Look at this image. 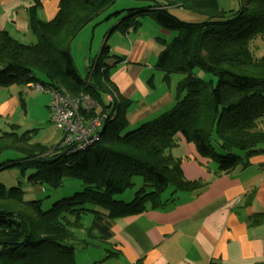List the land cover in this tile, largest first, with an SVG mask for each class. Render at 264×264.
Instances as JSON below:
<instances>
[{
    "label": "trees",
    "instance_id": "1",
    "mask_svg": "<svg viewBox=\"0 0 264 264\" xmlns=\"http://www.w3.org/2000/svg\"><path fill=\"white\" fill-rule=\"evenodd\" d=\"M115 1L59 0L50 20L30 14L35 43L0 31V86L37 83L74 95L86 93L96 103L86 116L107 115L98 138L81 148L60 142L45 146L13 127L0 134V153L19 152L20 172L34 170L29 181L56 188L63 178H71L83 185L43 210L40 200H26L20 187L0 182V264H77L75 242L107 244L113 220L162 207L167 201L161 196L168 189L173 195L199 188V181L183 177L179 159L170 153L181 138L213 160L217 174L244 167L263 151L264 54L255 57L252 50L255 39L264 40V0H237L235 9L217 0H146L148 5L134 14L149 15L174 32L155 67L164 79L172 73L179 79L169 111L127 130L123 118L129 101L118 98L110 105L100 98L101 91L109 92L107 73L117 62L110 61L106 42L91 59L85 77L77 73L69 47L83 25ZM172 7L202 20L182 21ZM134 11L115 27L136 28L140 21L131 19ZM196 70L207 76L200 77ZM135 177L141 184L131 200L115 198L133 188ZM110 254L114 253L108 251L102 260Z\"/></svg>",
    "mask_w": 264,
    "mask_h": 264
},
{
    "label": "crops",
    "instance_id": "2",
    "mask_svg": "<svg viewBox=\"0 0 264 264\" xmlns=\"http://www.w3.org/2000/svg\"><path fill=\"white\" fill-rule=\"evenodd\" d=\"M58 3L0 0V31L23 43L32 41L30 14L50 20ZM230 5H236L235 0ZM139 26L130 29L137 31L133 37L130 30L119 33L126 47L115 54L117 62L107 73L109 89L115 93L110 105L118 98L130 101L123 118L128 127L169 111L176 98L175 93L161 87L162 71L148 63V58H157L174 32L153 19H141ZM149 75L157 80H147ZM8 86L15 88L14 84ZM5 94L9 96L3 100ZM5 94L0 95V116L15 112L19 106L12 90ZM179 142L180 156L170 153L179 159L183 177L199 181L201 186L173 195L168 189L161 196L167 201L162 207L113 220L108 243L95 245L97 258L87 252L77 264H264V147L246 166L217 174L213 160L199 155L182 138ZM108 251L114 254L102 260Z\"/></svg>",
    "mask_w": 264,
    "mask_h": 264
},
{
    "label": "rangeland",
    "instance_id": "3",
    "mask_svg": "<svg viewBox=\"0 0 264 264\" xmlns=\"http://www.w3.org/2000/svg\"><path fill=\"white\" fill-rule=\"evenodd\" d=\"M217 2L225 6L226 8L228 3L229 8L236 7L237 0H235L236 5H230L232 0H217ZM148 5V1L146 0H116L112 5H110L107 9L103 10L96 18L87 23L78 33V35L70 42V51L73 58V63L77 73L82 77H85L87 71L90 69L89 65L91 64V59L94 58L98 52L100 51L101 43L106 42L109 47V57L110 59H116V55H119L120 49H124L126 45L121 41L119 33L125 34L120 31L117 26L118 22L128 16L131 10H135L133 12V16L131 19H138L141 23V19H152L149 15L142 16V14H134L136 10L143 9V7ZM119 11L116 15L115 12ZM171 12L176 14L177 17L182 21L187 22H198L202 20L200 15L194 14L189 11H185L182 8H171ZM146 17V18H142ZM130 19V18H129ZM48 20V19H47ZM114 21V23H113ZM113 23V24H112ZM111 25V27H109ZM139 24L136 28L130 27L128 30H136L139 29ZM107 29V30H106ZM106 30V31H105ZM130 30V36L133 37L134 33ZM261 37V35L259 36ZM37 41V37L33 34L32 41H25V43H35ZM118 46V47H117ZM253 54L255 57H259L264 54V40L263 39H255L253 42ZM156 57L148 58L149 64H155ZM143 63V61H142ZM200 77H206L207 74L203 73L200 70H196ZM161 73V74H160ZM164 73L159 71V75L162 83L161 87L165 89V91H171L173 93L176 92V84L179 79V75L176 73H172L168 76L167 79H164ZM150 81L157 80V77L153 78L149 75L148 79ZM148 82V81H147ZM36 84V83H33ZM149 84V83H148ZM30 84L29 87H24L23 89L20 86L14 84L15 88H8L9 86H1L0 95L8 93V91H13V94L18 96V108L15 112L9 113L7 116H0V134L2 132H7L12 129L17 132V134H21L22 132H27V134H31L33 136L32 140L38 142L45 146H54L58 142H60L61 132L54 128L50 121V110L48 108V103L50 100V95L43 91L39 90L36 86ZM108 92H100V98L102 100L106 99V95ZM9 96L8 94L3 95ZM130 103V101H129ZM125 114L126 109H125ZM13 125V126H12ZM108 126V125H107ZM109 124V127H112ZM132 127H128L130 129ZM178 144L171 148V153L180 156L182 153V145L178 141ZM22 157L21 153L6 150L3 153H0V167H4V165L15 163L14 166L9 168H2L0 170V182L3 183L6 187L18 186L24 192V199L26 200H40L41 208L43 210H47L51 207V205L58 199L62 197H66L71 195L76 191H80L82 189V183L76 179L71 178H63L59 187H52L47 183H39L29 181L28 175H30L34 170L28 169L24 174L20 172L19 165L17 164V160ZM135 184L133 188L128 189L124 194L118 195L115 198L123 199L126 202L131 200L133 196V192L135 189L139 187L141 184V179L139 177H135ZM84 223H89V217L84 220ZM80 238V237H79ZM80 241L75 242V260L77 262H82L84 257H87L86 253H90L91 258H97L95 253V245H97V241L91 240L87 244L80 243ZM86 248V249H85ZM97 263V262H96Z\"/></svg>",
    "mask_w": 264,
    "mask_h": 264
},
{
    "label": "built area",
    "instance_id": "4",
    "mask_svg": "<svg viewBox=\"0 0 264 264\" xmlns=\"http://www.w3.org/2000/svg\"><path fill=\"white\" fill-rule=\"evenodd\" d=\"M36 87L50 95L48 108L50 121L55 129L61 132L60 146L85 147L93 143L99 136V130L103 126V118L106 113L86 116L96 107L95 101L86 93L74 95L65 88ZM30 86V84H29ZM107 100L109 103L115 99V93L108 89Z\"/></svg>",
    "mask_w": 264,
    "mask_h": 264
},
{
    "label": "water",
    "instance_id": "5",
    "mask_svg": "<svg viewBox=\"0 0 264 264\" xmlns=\"http://www.w3.org/2000/svg\"><path fill=\"white\" fill-rule=\"evenodd\" d=\"M89 21H87L83 26H85ZM103 129V128H102Z\"/></svg>",
    "mask_w": 264,
    "mask_h": 264
}]
</instances>
